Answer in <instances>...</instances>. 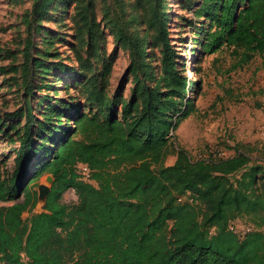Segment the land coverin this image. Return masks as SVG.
Returning a JSON list of instances; mask_svg holds the SVG:
<instances>
[{
  "label": "trees",
  "instance_id": "trees-1",
  "mask_svg": "<svg viewBox=\"0 0 264 264\" xmlns=\"http://www.w3.org/2000/svg\"><path fill=\"white\" fill-rule=\"evenodd\" d=\"M66 1L74 10L76 66L53 65L82 77L94 111L76 113L64 102L71 111L60 126L64 112L49 103L41 120L27 83L24 106L0 114V129L18 142L7 175L0 161V264H264V146L235 144L227 156L192 158L176 144L175 159L165 163L175 129L195 109L187 95L192 80L169 36L167 1L128 0L127 11L119 0L113 15L105 8L106 26L129 53L128 98L120 84L108 93L112 61L100 70L94 61L102 34L96 0ZM52 2L32 0L28 20H41ZM185 20L203 33L205 52L230 49L235 68L258 55L264 68V0H199ZM31 45L29 34L25 82L30 68L46 74L51 67L39 55L30 62ZM79 163L88 166L87 178ZM43 174L53 177L43 210L23 218L37 203L34 186ZM69 188L76 201H61ZM240 217L250 219L249 229L229 227Z\"/></svg>",
  "mask_w": 264,
  "mask_h": 264
},
{
  "label": "rangeland",
  "instance_id": "rangeland-1",
  "mask_svg": "<svg viewBox=\"0 0 264 264\" xmlns=\"http://www.w3.org/2000/svg\"><path fill=\"white\" fill-rule=\"evenodd\" d=\"M126 10H130L128 0ZM168 30L179 65L192 80L187 95L192 99L195 109L183 119L175 129L176 137L165 158V163L175 159L176 144L184 147L192 158L208 156H227L233 153L235 144H249L251 147L264 146V68L260 56H255L242 67H234L231 50L223 47L214 52H205L199 40L202 32L185 19L191 16L195 3L199 0H166ZM119 0H96V15L101 22L102 34L100 48L94 58L101 69L103 60H111L107 90L113 94L116 85H121V93L128 98L133 85L128 71L129 53L114 40L106 26L105 8L110 7L113 15ZM32 0H0V114L14 111L25 104V88L30 83L33 94L27 95L34 115L44 119L46 105L62 109L60 126H65L70 109L63 105L71 103L77 112L94 111L86 100L81 87L82 77L76 72H62L55 62L76 66L72 45L74 43L75 19L73 4L66 0H53L48 14L39 21L30 22L28 11ZM203 19H199L202 21ZM38 32L35 33V26ZM141 31L142 27L138 25ZM31 34L29 48L30 62L39 55L51 67L47 73L30 68L28 79L24 80L21 66L26 39ZM154 72L158 74V53L151 58ZM193 82H196L195 85ZM46 84H50L46 85ZM75 110V109H74ZM14 122L21 125L24 118ZM4 130L8 129L4 125ZM14 134V129H9ZM17 140H11L0 129V161L5 175L13 168L14 148ZM41 175L34 188L42 183L50 185L47 176ZM52 176V175H50ZM94 182V181H92ZM77 196L72 188L64 191L63 202H74ZM10 203V202H6ZM43 200L38 199L32 211H24L23 218L32 212L43 210ZM250 219L240 217L232 225L236 230L245 231L251 227ZM171 221L168 222V229ZM264 231V226L260 227Z\"/></svg>",
  "mask_w": 264,
  "mask_h": 264
},
{
  "label": "water",
  "instance_id": "water-1",
  "mask_svg": "<svg viewBox=\"0 0 264 264\" xmlns=\"http://www.w3.org/2000/svg\"><path fill=\"white\" fill-rule=\"evenodd\" d=\"M52 179H53L52 176H50V175L47 176V180H49L50 182L52 181ZM48 191H49V185L42 183L38 186L37 201H38V199L43 200L42 205H44L45 198H46Z\"/></svg>",
  "mask_w": 264,
  "mask_h": 264
},
{
  "label": "built area",
  "instance_id": "built-area-1",
  "mask_svg": "<svg viewBox=\"0 0 264 264\" xmlns=\"http://www.w3.org/2000/svg\"><path fill=\"white\" fill-rule=\"evenodd\" d=\"M77 169H78V172L81 174V176L83 178H87L89 176V168H88V166L85 163H79L77 165ZM179 199H181V197H179ZM229 227L236 231V229L234 228L232 223L229 224Z\"/></svg>",
  "mask_w": 264,
  "mask_h": 264
}]
</instances>
